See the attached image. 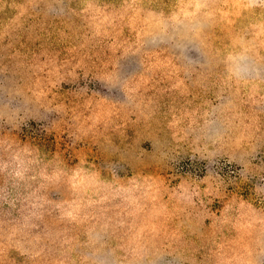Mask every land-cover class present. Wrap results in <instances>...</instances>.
Instances as JSON below:
<instances>
[{
    "label": "rangeland",
    "instance_id": "374dc122",
    "mask_svg": "<svg viewBox=\"0 0 264 264\" xmlns=\"http://www.w3.org/2000/svg\"><path fill=\"white\" fill-rule=\"evenodd\" d=\"M0 264H264V0H0Z\"/></svg>",
    "mask_w": 264,
    "mask_h": 264
}]
</instances>
